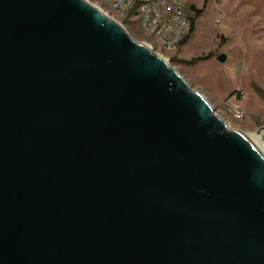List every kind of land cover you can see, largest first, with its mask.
<instances>
[{
  "label": "water",
  "instance_id": "water-1",
  "mask_svg": "<svg viewBox=\"0 0 264 264\" xmlns=\"http://www.w3.org/2000/svg\"><path fill=\"white\" fill-rule=\"evenodd\" d=\"M260 140L87 0H0V264H264Z\"/></svg>",
  "mask_w": 264,
  "mask_h": 264
},
{
  "label": "rangeland",
  "instance_id": "rangeland-1",
  "mask_svg": "<svg viewBox=\"0 0 264 264\" xmlns=\"http://www.w3.org/2000/svg\"><path fill=\"white\" fill-rule=\"evenodd\" d=\"M87 1L164 59L230 130L253 136L264 125V0H180L194 24L175 51L140 28L133 8Z\"/></svg>",
  "mask_w": 264,
  "mask_h": 264
},
{
  "label": "built area",
  "instance_id": "built-area-1",
  "mask_svg": "<svg viewBox=\"0 0 264 264\" xmlns=\"http://www.w3.org/2000/svg\"><path fill=\"white\" fill-rule=\"evenodd\" d=\"M117 10L133 8L140 28L152 34L165 51H175L192 28L180 0H103Z\"/></svg>",
  "mask_w": 264,
  "mask_h": 264
},
{
  "label": "bare ground",
  "instance_id": "bare-ground-1",
  "mask_svg": "<svg viewBox=\"0 0 264 264\" xmlns=\"http://www.w3.org/2000/svg\"><path fill=\"white\" fill-rule=\"evenodd\" d=\"M144 45V44H143ZM146 46V45H144ZM147 47V46H146ZM148 48V47H147ZM150 49V48H148ZM160 57V56H159ZM161 58V57H160ZM162 59V58H161ZM164 62H166L164 59H162ZM247 137H250V135H247ZM259 151L264 155V143L261 142V140L259 141Z\"/></svg>",
  "mask_w": 264,
  "mask_h": 264
},
{
  "label": "trees",
  "instance_id": "trees-1",
  "mask_svg": "<svg viewBox=\"0 0 264 264\" xmlns=\"http://www.w3.org/2000/svg\"><path fill=\"white\" fill-rule=\"evenodd\" d=\"M190 9L193 10V11H195L194 7H192V6L190 7ZM199 14H200V12L199 11H196L195 17L198 16ZM193 24H194V18H192V28H191V31L193 30Z\"/></svg>",
  "mask_w": 264,
  "mask_h": 264
}]
</instances>
